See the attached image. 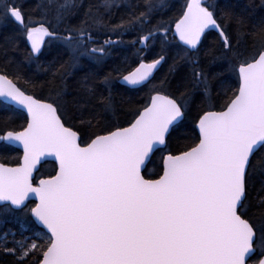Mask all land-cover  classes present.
<instances>
[{"label": "snow or ice", "instance_id": "obj_1", "mask_svg": "<svg viewBox=\"0 0 264 264\" xmlns=\"http://www.w3.org/2000/svg\"><path fill=\"white\" fill-rule=\"evenodd\" d=\"M70 6V0H65L58 18ZM112 6L105 0V8ZM146 7L147 11L129 14L111 29L120 35L151 23L154 5ZM185 7L175 32L188 46L180 60L192 69L190 86L181 93L180 102L156 91L136 110L129 126L108 125L101 130L103 134L93 133L84 146L80 133L66 126L62 95L57 92L52 102H46L27 94L17 84L19 65L8 59L15 41L6 40L0 47L5 64L16 66L14 79L6 68L0 71V97L23 106L29 117L22 131L6 130L0 136V142L23 147L22 163L15 167L0 163V214L27 209L26 214L45 230L35 233L30 244L17 242V248H6L18 254L21 264L29 258L32 264H264V219L257 223L248 217L250 187L259 179L264 188V25L244 33L243 16L230 9L217 15L216 5L206 0H190ZM10 18L31 42L29 59H39L45 37L61 39L45 22L29 27L33 22H26L15 0H0V24ZM232 25H236L235 33L229 31ZM107 26L102 15L91 21L86 18L62 39L74 53H80L90 42L96 43L90 28ZM210 29L217 32L220 48L206 50L205 56L212 62H229L238 73L239 87L223 110L203 111L195 139L183 150H173L170 144L178 142L173 133L191 111L194 95L202 91L210 96L214 75L197 59L198 46ZM244 35L253 40V51L241 58ZM152 38L149 30L140 40L147 44ZM90 51L104 53L105 48ZM230 56L239 61L238 68ZM163 59L141 62L122 79L141 86ZM104 79L107 83L110 77ZM86 90L95 95L93 89ZM99 103L105 113L112 110L111 96L101 95ZM164 151L163 174L146 179L142 171L146 161ZM48 156L58 161V171L34 186L33 173ZM29 194L38 197L31 208L25 203ZM44 235L47 242L38 244Z\"/></svg>", "mask_w": 264, "mask_h": 264}, {"label": "trees", "instance_id": "obj_2", "mask_svg": "<svg viewBox=\"0 0 264 264\" xmlns=\"http://www.w3.org/2000/svg\"><path fill=\"white\" fill-rule=\"evenodd\" d=\"M111 8H105V0H70L71 6L58 18L59 6L65 0H15L29 20V27L38 26L35 22H45L51 25L50 31H55L57 37H49L38 60L28 58L31 51L26 40L24 29L12 18L0 24V47L6 40H14L16 47L10 49L8 59L19 65L21 79L18 86L26 93L36 98L52 102L59 92L64 100L63 111L67 113L66 125L73 127L81 135V142L85 144L94 138L93 133L103 134L101 131L108 125L125 127L135 119L136 110L149 101L151 95L159 91L172 96L180 102L181 93L190 86L192 65L180 60L188 46L182 43L175 32V23L186 10L188 0H110ZM207 4L216 5V14L222 10H232L243 16L245 26L242 32L248 33L264 25V0H206ZM151 3L149 17L151 23L130 28L123 34H116L111 25H118L129 14L147 11L146 5ZM97 15H102L108 25L105 28H90L93 40L87 49L74 53L68 48L63 37L69 34V29L79 26L88 18L90 21ZM162 25V27H161ZM166 29V31H165ZM153 32V38L145 44L140 37L148 31ZM230 32H236V25H232ZM110 40L112 43L105 44ZM104 46V53H93L90 50ZM220 48L219 37L215 30L204 36L197 59L202 68L213 73L210 96L205 97L201 92L194 95L191 111L180 127L173 133L174 141L170 149H181L198 135V116L203 111L223 110V106L232 93L239 87L238 73L230 67L229 62H212L211 57L205 56L208 49ZM239 51L242 57L250 56L253 51V40L244 35L240 38ZM193 53L190 52L189 55ZM164 57L162 64L154 76L144 85L131 88L121 84L120 79L132 71L142 61H153ZM75 57V58H74ZM232 65L238 68L239 61L230 56ZM174 63L175 70H170ZM63 68L57 72L56 69ZM7 69L9 78L15 77L16 66L5 64V57L0 54V71ZM105 76L110 79L106 83ZM86 88L95 91L90 95ZM111 96L112 110L105 113L100 106V97ZM62 119L65 117L62 115ZM26 114L19 109L0 100V131H17L27 125ZM167 151L156 152L147 165L144 175L147 178H157L162 174L161 156ZM22 152L4 142L0 143V162L8 165L20 163ZM57 165L48 161L42 164L36 180L55 174ZM28 208L34 202L27 204ZM24 211H14L0 214V264H21L18 254L6 251L17 248V242L30 244L34 234L43 231L30 215ZM248 217L255 222L264 219V188L259 179L250 187L248 197ZM47 235L38 244L47 242ZM256 257H253L255 260ZM32 264V259L26 260ZM250 264H253L250 261Z\"/></svg>", "mask_w": 264, "mask_h": 264}, {"label": "water", "instance_id": "obj_3", "mask_svg": "<svg viewBox=\"0 0 264 264\" xmlns=\"http://www.w3.org/2000/svg\"><path fill=\"white\" fill-rule=\"evenodd\" d=\"M190 2V0H188V3ZM14 20V19H13ZM15 21V20H14ZM16 22V21H15ZM17 23V22H16ZM209 31H212L211 29L210 30H206V33L207 32H209ZM206 33H205V35H206ZM177 36H178V34H177ZM179 37V36H178ZM204 38V37H203ZM203 38H202V40H203ZM47 39H48V37H45L44 38V44H43V46H42V49H41V52L43 51V49H44V46H45V44H46V41H47ZM26 40H27V44H28V46H29V48H30V50H31V42L27 39V37H26ZM182 42V41H181ZM183 43V42H182ZM199 47V46H198ZM41 54V53H40ZM40 54H38V56L40 55ZM143 63H151L152 61H142ZM141 63V62H140ZM139 63V64H140ZM162 64V61H161V63L157 66V68L153 71V75H152V77L154 76V74L156 73V71L159 69V67H160V65ZM139 66V65H138ZM137 66V67H138ZM136 68V67H135ZM135 68L132 70V71H134L135 70ZM131 72V71H130ZM129 73V72H128ZM128 73L127 74H125L124 76H126V75H128ZM152 77H150V79L152 78ZM149 79V80H150ZM121 84H123V85H125V86H128V87H131V88H136V87H139V86H132V85H129V84H127L122 78L120 79V81H119ZM147 83V82H146ZM144 85V84H143ZM142 86V85H141ZM28 94V93H27ZM162 95H166V94H164V93H161ZM29 95H31V94H29ZM153 95H155V93L153 94ZM37 99H39V98H37ZM0 100L1 101H3L4 103H6V104H8V105H11V106H13V107H15V108H17V109H19L20 111H22V112H24L25 114H26V116H27V118L29 119V117H28V114H27V110L25 109V108H23V106H21V105H18V104H16L15 102H12V101H6V98L5 97H0ZM46 102H49V101H46ZM178 102V101H177ZM210 111H217V110H210ZM221 111V110H220ZM62 118V117H61ZM197 124H198V122H197ZM67 126V125H66ZM129 126V125H128ZM26 127V126H25ZM125 127H127V126H125ZM23 129H20V130H17V131H22ZM75 130V129H74ZM10 131H13V130H10ZM76 131V130H75ZM197 131H198V128H197ZM5 134V132L3 133V132H1L0 131V136H2V135H4ZM80 137H81V135H80ZM80 142H81V139H80ZM1 143V142H0ZM5 144H8V145H11V146H13V147H15V148H17V149H19L21 152H22V156H21V159H20V163H22V161H23V147H22V145H20V144H18V143H16V144H9V143H7V142H4ZM81 146H84V144H82V142H81ZM167 155V154H166ZM48 161H52V162H55L56 163V165H57V170L56 171H58V161L54 158V157H52V156H48V157H44V158H42V160H41V163L37 166L38 167V171H34V173H33V185L34 186H36L37 184H38V180L39 179H46V178H48V177H41V178H39L38 180H36V177H37V174H38V172H39V170H40V167L42 166V164H44L45 162H48ZM149 162L150 161H146V164L148 165L149 164ZM0 163H2V162H0ZM8 165V164H7ZM18 164H16V165H8V166H10V167H15V166H17ZM146 169V168H145ZM145 169H143L142 171H143V174H144V171H145ZM56 173V172H55ZM163 174V173H162ZM161 174V175H162ZM55 175V174H54ZM146 179H158L159 177H157V178H147V177H145ZM29 202H34V206H35V204L36 203H38V197L35 195V194H29V197H28V199L26 200V205L29 203ZM33 206V207H34ZM33 220H34V218H33ZM35 221V220H34ZM36 223V222H35ZM37 224V223H36ZM39 228H41L40 226H39ZM45 231V230H44ZM249 264H250V261H249Z\"/></svg>", "mask_w": 264, "mask_h": 264}, {"label": "rangeland", "instance_id": "obj_4", "mask_svg": "<svg viewBox=\"0 0 264 264\" xmlns=\"http://www.w3.org/2000/svg\"><path fill=\"white\" fill-rule=\"evenodd\" d=\"M49 38V37H48ZM48 40V39H47ZM47 42V41H46Z\"/></svg>", "mask_w": 264, "mask_h": 264}]
</instances>
